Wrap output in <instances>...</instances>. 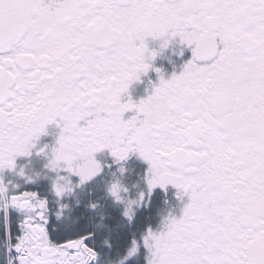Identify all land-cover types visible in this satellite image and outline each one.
Returning <instances> with one entry per match:
<instances>
[{
  "label": "snow or ice",
  "instance_id": "1",
  "mask_svg": "<svg viewBox=\"0 0 264 264\" xmlns=\"http://www.w3.org/2000/svg\"><path fill=\"white\" fill-rule=\"evenodd\" d=\"M175 45L191 58L166 77L155 61ZM34 150L57 201L103 174L98 153L145 161L147 193L107 186L129 222L155 189L178 190L181 214L142 237L147 264H264V0H0V264H98L90 234L54 243L48 200L5 181L35 183L17 165Z\"/></svg>",
  "mask_w": 264,
  "mask_h": 264
},
{
  "label": "trees",
  "instance_id": "2",
  "mask_svg": "<svg viewBox=\"0 0 264 264\" xmlns=\"http://www.w3.org/2000/svg\"><path fill=\"white\" fill-rule=\"evenodd\" d=\"M97 189L98 187L93 185L86 198H71L70 201L63 203L73 207L71 209L61 210L57 205V210L53 209L51 211L53 215L50 218V237L54 243H64L69 236L79 238L81 233L90 234L92 238L87 243L89 247L98 253V264H119V261L127 255V251L131 247V241L133 239L139 240L151 224L146 218L148 211L146 209L139 211L132 222H129L123 216V209L112 203L103 204L99 212H94L89 205L90 203H96L99 194ZM56 213H60L57 222L54 216ZM12 218L14 229L19 234L17 227L19 214L13 211ZM56 223L59 231H54L51 227ZM0 234H2V229H0ZM105 241H108V243L105 244ZM140 258L141 256L131 258L127 261V264H143Z\"/></svg>",
  "mask_w": 264,
  "mask_h": 264
},
{
  "label": "rangeland",
  "instance_id": "3",
  "mask_svg": "<svg viewBox=\"0 0 264 264\" xmlns=\"http://www.w3.org/2000/svg\"><path fill=\"white\" fill-rule=\"evenodd\" d=\"M130 115L132 114H126V116ZM97 159L101 161L104 165L103 174L93 182L80 188H75L72 185H66L67 188L71 190L67 191L63 195V198L59 201H57V198L52 191V181L55 174L49 172L47 169H45L46 172L44 173V171L42 170L43 165L38 166V164H35L34 175L31 171H26L28 177H31L35 181V183L29 184L25 180L23 187L29 190L33 189L32 192L38 193L42 199H47L51 211H53V209L57 210V205L61 210L65 211L73 208L63 203L65 201H70L71 198H86V196L89 194L88 191L92 188L93 185L98 187L97 192L99 194L98 199L96 201L97 207L95 208V210L91 209L92 211L99 212L102 209L103 204L108 205V203H112L113 205L120 207L124 211V205L115 203L107 193L108 184L116 179H119L121 183L129 189V192L127 194V198L129 199H137L141 192H148L147 183L145 179L148 165L146 162L144 164V161L138 158V156L132 155L127 161L122 162V164H116L110 152L105 150L104 152L97 154ZM121 166L126 169L125 173L123 174L119 173L118 171ZM112 173H116V176L113 177ZM73 181L78 182V178L74 177ZM160 191V188L155 189L150 197H146L144 206L139 207L135 210L137 214L142 209H146L148 211V213L146 214L147 221L151 222V224L146 228L145 232L142 234L141 238L137 240L141 243V248L139 253L135 257H133L136 258L141 256L140 259L143 264H147L146 257L148 253L147 250L142 246V237L146 233L148 228H152L154 231L160 230L161 228ZM68 216L70 215L68 214Z\"/></svg>",
  "mask_w": 264,
  "mask_h": 264
},
{
  "label": "flooded vegetation",
  "instance_id": "4",
  "mask_svg": "<svg viewBox=\"0 0 264 264\" xmlns=\"http://www.w3.org/2000/svg\"><path fill=\"white\" fill-rule=\"evenodd\" d=\"M150 47L158 48L159 42L149 41ZM180 51V46L175 45L169 48L163 56L158 57L155 61V67L162 68L164 70L165 76L170 77L173 72L179 73L182 70V65L191 58L190 50H185L184 55L181 57L178 53ZM158 77L155 71H150L147 76L142 77V82H138L133 85L130 92L135 100H139L141 98H146L152 91L151 82H157ZM59 129H57L54 125H50L48 127V135L42 136L39 141V146L43 145H54L56 139L58 138ZM50 153V149H49ZM48 163V159L46 156L40 155L37 156L35 154V150L31 157H20L17 159L18 169L20 167H24L25 171H31L32 174H35V164L43 165L42 170L44 173L46 172L45 165ZM145 164V161H144ZM26 176L27 172H26ZM26 178L19 177L10 171H6L5 173V181L7 183L13 185H19L20 190L23 191H32L33 189H25L23 187L24 181ZM25 189V190H24ZM177 189L173 186L169 185L167 190L161 189L160 191V219L161 224L163 218L169 213L173 212L176 216L181 214V209L183 207V203L177 198ZM187 202V198H185L184 203Z\"/></svg>",
  "mask_w": 264,
  "mask_h": 264
},
{
  "label": "clouds",
  "instance_id": "5",
  "mask_svg": "<svg viewBox=\"0 0 264 264\" xmlns=\"http://www.w3.org/2000/svg\"><path fill=\"white\" fill-rule=\"evenodd\" d=\"M25 175H26V172H25ZM60 192L64 195L67 191H69V189L67 188L66 185H62L60 186L59 188Z\"/></svg>",
  "mask_w": 264,
  "mask_h": 264
},
{
  "label": "water",
  "instance_id": "6",
  "mask_svg": "<svg viewBox=\"0 0 264 264\" xmlns=\"http://www.w3.org/2000/svg\"><path fill=\"white\" fill-rule=\"evenodd\" d=\"M90 238H92V235H90Z\"/></svg>",
  "mask_w": 264,
  "mask_h": 264
}]
</instances>
